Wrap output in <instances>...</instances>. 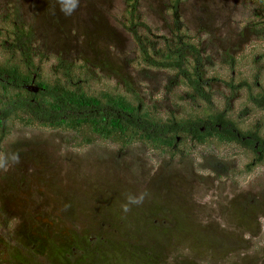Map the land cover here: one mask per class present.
<instances>
[{
  "label": "rangeland",
  "instance_id": "374dc122",
  "mask_svg": "<svg viewBox=\"0 0 264 264\" xmlns=\"http://www.w3.org/2000/svg\"><path fill=\"white\" fill-rule=\"evenodd\" d=\"M261 2L264 1L139 0L132 10L130 0H0V61L20 60L21 55L14 48L4 49L13 43L11 30L16 25L24 29L34 25L33 46L38 56L35 64L47 85H54L56 80L64 84V75L70 73L74 79L80 78V88L88 94L98 96L113 91L130 98L131 94L117 79L92 66L95 58L101 57L111 68L125 73L138 95L137 105L147 108L158 134L164 131L160 126L167 123L165 120L170 115L167 109L172 105L166 98L169 99L172 92L177 103L186 87L178 83L173 70L153 73L143 69L137 49L148 45L164 50V42L172 40L173 36L190 38L191 43L200 47L205 62L210 59L215 64L214 67L212 63L206 64L204 74L208 80L205 88L213 94L212 103L180 100L181 108L173 113L178 119L194 118V114L205 116L210 105L222 110L227 104L233 105L237 113L249 104L250 94L264 90V20L255 15ZM132 12L133 23L130 22ZM174 19L179 22L176 34H173ZM235 48L241 49L235 52L233 67L221 57L225 49L233 52ZM222 61L225 62L221 64ZM189 66L191 69L194 62ZM213 78L217 81H211ZM235 117L243 123L247 120L251 127L259 119L264 123V109L251 117ZM6 131L4 146L11 144L15 151V147H19L15 143L25 140L33 144L35 154L29 161L0 156V194L6 189L4 179L13 182L7 186L9 195L0 197V216L3 214L8 222L3 228L6 241L0 245V264H17L15 251L8 250L18 248L23 251V262L35 264L32 255L25 254L26 250L31 252L33 246L30 236H22L24 233H31L39 248L59 253L63 249L61 245L67 241L70 249L72 245L87 249L91 236L96 240L93 242L99 241L101 246L93 252L97 245L88 249L89 253L84 251L74 264H124L127 258L124 249L117 244L104 246L105 236L115 230L117 219L115 234L130 235L137 244L152 245L155 236H159L160 255L152 254L151 264H194V260L199 264H244L243 259L247 257L260 259L258 264H263L264 245L261 242L263 251L252 246L254 236L247 231L257 226L246 215V204L239 203L251 197L259 201L264 194V163L250 175H244L246 166L254 161L253 154L244 147L225 143L220 148V155L233 158L234 161L228 162L237 163L239 172L244 175L237 176L242 187L238 193L230 189L235 179L215 180L217 175L225 176L223 167L217 168L219 174H215V168L208 169L212 166L194 173V165L200 161L194 160V152H189V148H181L176 157L162 155L141 143L118 146V150L75 148L77 143L73 141L75 134L71 130L52 131L14 124ZM100 152L110 154L104 153L108 157H103L97 154ZM209 161L202 160L206 166ZM222 183L229 187L223 189ZM141 195L143 199L139 203L128 200L129 196L139 198ZM254 199L252 203H256ZM4 204H7L5 210ZM146 204L172 208L168 214L171 219L187 215L181 221L184 224L180 232L175 229L167 232L161 225L154 231L153 227L146 230L140 227L142 208ZM182 204L194 206L187 213V209L182 210ZM145 209L150 211L149 207ZM113 212L118 215L116 219L109 216ZM155 215H158L157 224L163 220L167 223L164 215L158 212ZM257 221L263 231L264 216L260 215ZM244 240L249 243L247 247L243 246ZM65 252L63 249L53 260L48 259L49 263L47 257L42 260L44 264H67L61 256L66 255Z\"/></svg>",
  "mask_w": 264,
  "mask_h": 264
},
{
  "label": "trees",
  "instance_id": "16d2710c",
  "mask_svg": "<svg viewBox=\"0 0 264 264\" xmlns=\"http://www.w3.org/2000/svg\"><path fill=\"white\" fill-rule=\"evenodd\" d=\"M137 1L139 0H130L132 10H134L135 2L137 3ZM177 4L178 2L174 3L176 6ZM77 13L79 14L80 11ZM174 13L178 15L177 12ZM255 15L257 19L264 20V2H261ZM133 16L134 12H132L130 19L132 23L134 21ZM174 22L176 26L173 34H176L179 29V22L176 19H174ZM32 28H34V25H31L28 29L16 25L15 28L11 30L13 34V43H11L10 47L4 49L8 51L9 48H14L19 52L21 58L18 61H0V156L2 158H4V155H8V157L11 156L20 161L33 160L32 155L35 154L33 153L35 151L33 144H28L25 140H18L19 142L15 144L19 147H15V151L12 149L11 144L9 146H4L2 144L5 140L4 135H6V130H10L14 124L15 126L22 124L24 127H44L52 131L71 130L75 134L73 136V141L77 143L75 148L87 146L102 147L107 150L115 148L118 150V146L129 147L135 143H141L144 146L147 145L151 147L152 150L160 151L162 155L166 154L172 157H176L177 154L180 153L181 148H189V152H194V160L198 159L200 161L196 166L194 165V173L207 170L209 166H212V168L208 169L215 168V174H219L217 168L223 167L225 176L217 175L215 180H220L222 178L235 179V182L230 185V189L238 193H241L242 187L239 185L237 176H241L242 173L239 172L240 168L237 163L228 162L231 157H222L220 155L221 146L225 143L237 144L239 147H244L245 150L253 154L254 161L246 166V169L243 171L244 175H250L257 169L256 167L260 163H264L263 119H259L250 132H240L238 136L229 127L231 123L237 121V118L233 115L229 118L226 114V107L219 110L215 109L213 105H210L209 113L206 112L205 116L194 114V118L188 116V118L178 119L173 113L177 108H181L178 104L180 100L185 101L189 99L190 102L194 100V103H196V100L199 99L204 100L206 103H212L213 94L205 88L207 85L206 81L208 80H206V75H204L206 74V64H211L212 60L209 59L206 63L201 57L202 51L199 49L200 47L191 43L189 41L190 38L186 37L185 40L183 36H173L172 40L167 39L166 42H164V50L151 48L148 45H141L136 51L140 59V64L143 65V69L145 68L149 71H153V73L165 71L166 69L173 70V72L176 73L175 78L178 83L186 87L184 96L178 98L177 103L173 100L174 93L172 92L171 95L168 96L169 99L166 98V101L172 105L167 109L170 115L167 116L168 119L165 120V122H167V126L164 129L166 132L157 134L155 133L157 125L152 123L154 119L151 118L147 108H142L141 104L137 105L136 101L138 100V95L131 86V83L125 78V73L122 74L120 71L118 72L114 68H111L107 61L103 62L101 57L97 56L95 58L96 63L92 66L105 70L108 75L117 79L118 82L125 87L126 91L131 94L130 98L127 95L116 94L113 91H106L98 96H95L94 93L88 94L86 90L80 88V78L74 79L73 75L70 73L64 75L66 79L64 84H61L60 80H56L54 85H47L42 76L39 75L40 68L35 64V60L38 56L35 55L36 53L34 52V48L36 47L33 46L35 36L34 29ZM1 35L2 33L0 32V36ZM137 39L139 40L140 38L137 37ZM174 43L175 45H173ZM240 49L241 48H235L233 52H229L225 49V54L222 55L221 59L228 61V63L234 67V55L235 52H238ZM225 61H222L221 64ZM192 62H194V66L190 69L189 65ZM214 66L215 64L212 63V67ZM146 73L149 74L150 72ZM160 74L163 75L164 73ZM150 79L151 78H147L146 80ZM232 79L233 77H231V80ZM211 81L217 80L213 78ZM261 85L262 82L260 80V86ZM249 88L252 89L251 86H249ZM260 90L256 94H250L249 100H253L254 105H260L261 110H263L264 90ZM225 106L230 105L227 104ZM242 113L243 114L240 113L242 116L246 115V113ZM240 114L236 116L238 117ZM207 115L208 117H206ZM158 120L162 122L161 119ZM162 126H160V128H162ZM248 136L251 138H248ZM104 153L107 155L110 154L108 152ZM104 153L100 152L97 154L108 157ZM202 160L210 161L206 166ZM213 161H215L216 164L213 163ZM231 161H234V159L232 158ZM220 164L221 166H218ZM195 178L196 177H194V179ZM8 184L9 182L7 185ZM221 186L223 189L229 187L225 183H222ZM244 191L246 192L247 189ZM253 199L252 197L250 199H244L239 204H246L248 207L246 215L250 218L251 222H254L257 226L256 229L247 230L254 236V243L252 246L260 248L261 251H263L264 230H261L262 227L259 226L257 218L260 215L264 216V194L258 199L259 201L254 199L256 203H252ZM161 206L162 204H146L142 208L144 211L143 216H141L143 223H139L140 227H143L145 230L149 228L152 229L153 227L152 231H154L161 225L167 232L172 229L180 232V226L184 224V222L181 221H184V217L187 215L183 214V216H181L183 218H175L174 216L173 219H171L168 214L173 211V209L164 206L161 208ZM192 206H194V204H182V210L187 209V213H189V211H191L189 208ZM146 207H149L150 211H146ZM200 211L203 212V209L201 208ZM157 212L158 214L161 213L164 215L163 219L168 220L167 223L163 220L162 223L158 222L157 224L158 215H155ZM151 217H153V219H151ZM196 220H198V217ZM195 222L196 221H194V223ZM182 233L183 232H181V234ZM148 236L151 237L153 235L148 234ZM159 240V236L156 235L153 241L154 243L148 245V247H142V251L136 249L139 251L137 254L148 252L150 255L159 256ZM248 244L247 240L243 241V246L247 247ZM73 248H78V252L81 249V247L79 248L72 245L71 251ZM59 254V252L57 253L53 250V258L54 255L56 256ZM149 257L146 256L145 259L147 260ZM152 259L153 257L151 260ZM259 261L260 259L257 258L250 260V258L247 257L243 259L244 264H258ZM146 264H151V262H147ZM194 264L199 263L194 260Z\"/></svg>",
  "mask_w": 264,
  "mask_h": 264
},
{
  "label": "flooded vegetation",
  "instance_id": "af4514ba",
  "mask_svg": "<svg viewBox=\"0 0 264 264\" xmlns=\"http://www.w3.org/2000/svg\"><path fill=\"white\" fill-rule=\"evenodd\" d=\"M258 85H259V83H258ZM225 107H226V109H225L226 110V114H227V116L229 118H230L231 115H233L235 117V115H238L240 113L243 114L242 112H244V113H246L245 116H242L241 114L238 116L240 119H242V118H244L246 116L251 117V116L255 115L257 112H261L262 111L261 108H260V105H254L253 100H249V104L245 105L242 108V110L240 109L237 113H236L235 107L233 105L225 106ZM206 117H208V115ZM254 124L250 127V125L248 124L247 120L244 123H243V121L237 120L234 123H231L229 125V127L239 136L240 132H242V133L243 132L244 133L250 132L251 129L254 127ZM166 126H167V123L165 125H163L162 128L165 129ZM163 132H166V131L164 130ZM248 138H251V137L248 136ZM99 155H101V154H99ZM175 176L178 177V179H180V177L178 175H174V177ZM170 178H171V176L167 177V179H169V180H170ZM228 180H230V179L228 178ZM3 182H4V185H5L6 189L3 192V195L0 194V197H2V199L6 198L9 195V193L7 192V188L12 185L10 183H13L12 181H8L6 179H4ZM8 182H9V184L7 185ZM10 196H13V194H11ZM2 207L5 210L6 207H7V204H4ZM0 209H2L1 208V204H0ZM10 215L14 216L15 213H10ZM109 216L116 219V216H118V215H117V213L113 212V213L109 214ZM7 224H8V222L5 220V218L3 217V214H2L0 216V245H1L2 241H6V238H5L6 235L3 233L4 232L3 228ZM15 231H16V228H15ZM115 232H118V219H117V225H116L115 230L112 231L110 234L105 236V241L106 242L104 243V246L108 247V245H110V244H117L118 248L124 249L125 252H126V257H127L126 258V263H124V264H146L147 262H150L149 259L152 257V255H150V253L142 252V253H140L138 255L137 253L139 251L136 250V249H139V250L142 251V247H148L149 244H147V245L137 244V243L133 242L132 236L123 235V234H121V236H119V235L115 234ZM19 233H22V232H19ZM24 235L30 236L29 242H31L32 243L31 246H33L31 252L26 250L25 254H27V253L31 254L32 255V257H31L32 261H34L35 264H44V261L42 260V258H46L47 257V259H46L47 263H49V260H53L54 259L53 258V250L52 249H48L46 251L44 248H39L38 247V241L36 239H34L35 237L33 235H31V233L22 234V236H24ZM141 236L145 237V235H141ZM100 239H103V237H100ZM88 240H89L88 241L89 244L87 246V249L81 248L80 251H79L81 254H78L79 253L78 250H77L78 248H73V250L71 251V249L69 248V246H70L69 241H67L66 243H64L62 245V248L64 246V250L66 251L65 252L66 255L62 254L61 256L63 258H65V260L67 261V264H74L75 261H77L78 258L81 257V255L84 253V251H87L89 253L90 250H88V249H90L92 246L97 245L93 250H91L92 252L94 250H98V248L101 246L99 241L93 242V241H96V240H95V238H91V236L89 237ZM140 240L143 241V239H141V238H140ZM8 251H10V253H13L15 251L13 255L17 256L18 260H19L17 262V264H26L25 262L22 261V258L24 256H23V251L21 249H19V248L18 249H10ZM62 251H63V249L61 250V252ZM0 252H1V250H0ZM56 252L58 253L57 250H56ZM146 256H148V257L150 256V257L146 260L145 259ZM7 264H10V263H7Z\"/></svg>",
  "mask_w": 264,
  "mask_h": 264
},
{
  "label": "clouds",
  "instance_id": "9594fccd",
  "mask_svg": "<svg viewBox=\"0 0 264 264\" xmlns=\"http://www.w3.org/2000/svg\"><path fill=\"white\" fill-rule=\"evenodd\" d=\"M142 199H143V196H142V195H141V197H139V198H135V197H132V196H129V197H128V200H129L130 203H139V202L142 201ZM124 210H125V211L128 210L127 205L124 206Z\"/></svg>",
  "mask_w": 264,
  "mask_h": 264
}]
</instances>
